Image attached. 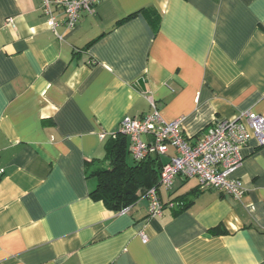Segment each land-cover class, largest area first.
<instances>
[{
    "label": "crops",
    "instance_id": "1",
    "mask_svg": "<svg viewBox=\"0 0 264 264\" xmlns=\"http://www.w3.org/2000/svg\"><path fill=\"white\" fill-rule=\"evenodd\" d=\"M151 103L193 143L242 112L264 118V0H101L73 29L40 0H0V264H264L253 137L238 200L181 177L158 195L186 208L160 217L147 200H92L107 143Z\"/></svg>",
    "mask_w": 264,
    "mask_h": 264
},
{
    "label": "built area",
    "instance_id": "2",
    "mask_svg": "<svg viewBox=\"0 0 264 264\" xmlns=\"http://www.w3.org/2000/svg\"><path fill=\"white\" fill-rule=\"evenodd\" d=\"M101 0H40L45 15L52 16L53 9L60 10L63 24L75 28L81 12L92 13ZM55 26V24L53 23ZM152 113L142 117H125L120 124V134L128 140V152L135 161L149 155L162 156L171 147L174 155L163 164L158 177L159 188L170 190L177 177L196 179L199 190L214 189L225 196L240 199L244 189L232 174L242 163L241 150L250 138L264 145V118L249 111L242 112L234 121L214 122L197 142H191L183 133L181 120L166 122L154 104ZM143 137H150L145 142ZM149 217H160L164 206L156 189L147 192ZM143 241L145 237L142 236Z\"/></svg>",
    "mask_w": 264,
    "mask_h": 264
},
{
    "label": "trees",
    "instance_id": "3",
    "mask_svg": "<svg viewBox=\"0 0 264 264\" xmlns=\"http://www.w3.org/2000/svg\"><path fill=\"white\" fill-rule=\"evenodd\" d=\"M127 149V138L116 134L107 143L106 157L109 167L98 168L91 173L96 179V188L91 192L90 197L94 201L101 202L107 210L114 212L132 208L142 199L148 201L146 194L151 189H156L158 194L161 167L159 168L151 157L141 161L133 160L131 164L127 163V157L130 156ZM169 203L178 210H183L187 206L182 201H171L163 205Z\"/></svg>",
    "mask_w": 264,
    "mask_h": 264
},
{
    "label": "rangeland",
    "instance_id": "4",
    "mask_svg": "<svg viewBox=\"0 0 264 264\" xmlns=\"http://www.w3.org/2000/svg\"><path fill=\"white\" fill-rule=\"evenodd\" d=\"M131 160V159H130ZM146 199H142L139 203H145L146 201H145Z\"/></svg>",
    "mask_w": 264,
    "mask_h": 264
}]
</instances>
